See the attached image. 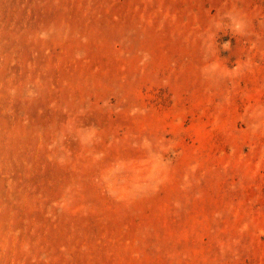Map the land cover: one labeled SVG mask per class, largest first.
Listing matches in <instances>:
<instances>
[{
  "label": "rangeland",
  "instance_id": "374dc122",
  "mask_svg": "<svg viewBox=\"0 0 264 264\" xmlns=\"http://www.w3.org/2000/svg\"><path fill=\"white\" fill-rule=\"evenodd\" d=\"M0 264H264V0H0Z\"/></svg>",
  "mask_w": 264,
  "mask_h": 264
}]
</instances>
